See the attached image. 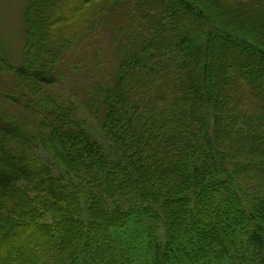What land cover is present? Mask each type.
Returning a JSON list of instances; mask_svg holds the SVG:
<instances>
[{
    "label": "trees",
    "instance_id": "16d2710c",
    "mask_svg": "<svg viewBox=\"0 0 264 264\" xmlns=\"http://www.w3.org/2000/svg\"><path fill=\"white\" fill-rule=\"evenodd\" d=\"M25 20L35 100L8 98L56 119L0 122V264L4 245L20 264H264V0H31ZM98 25L120 58L98 93L109 148L41 93Z\"/></svg>",
    "mask_w": 264,
    "mask_h": 264
},
{
    "label": "rangeland",
    "instance_id": "374dc122",
    "mask_svg": "<svg viewBox=\"0 0 264 264\" xmlns=\"http://www.w3.org/2000/svg\"><path fill=\"white\" fill-rule=\"evenodd\" d=\"M30 2L0 0V122L5 121L4 117L14 120L26 134L30 132L27 127L38 126L41 119L49 124L53 118L54 121L56 119L52 116L47 120L44 113L39 116V112L26 105L25 98H21L20 102L8 98L9 95L18 97L22 92L31 94L30 98L35 100L30 88L20 80L17 73L24 59L27 28L25 12ZM230 22L237 26L241 24L237 18L230 19ZM256 23L254 21L247 25L254 28ZM238 54L223 51L219 59L226 65ZM119 63L120 58L112 42V30L98 25L94 31L84 34L75 46L61 51L59 60L53 64L56 81L43 83L41 87L42 96H50L63 108L71 109L72 119L78 121L107 148L110 147L109 140L97 120L98 108L101 107L98 93L103 86H109L115 81ZM226 75V70L220 71L222 82L226 80ZM52 105L49 108L53 109ZM31 152L51 167V175L72 180L66 169L42 145H35ZM3 250L2 264H20L9 261V256L5 254L11 251L10 246L4 245Z\"/></svg>",
    "mask_w": 264,
    "mask_h": 264
}]
</instances>
